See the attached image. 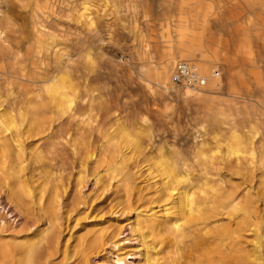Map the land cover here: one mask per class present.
<instances>
[{"label": "bare ground", "instance_id": "1", "mask_svg": "<svg viewBox=\"0 0 264 264\" xmlns=\"http://www.w3.org/2000/svg\"><path fill=\"white\" fill-rule=\"evenodd\" d=\"M204 1L182 0L187 12L202 9ZM23 3L28 7V27L36 41L30 55L33 73L23 84L26 106L14 107L2 98L16 82L10 67L17 54L6 36L14 25L3 9L0 11V191L23 219L10 229L0 224V264H97L91 253L106 243L116 256L114 261L105 258L104 264H264V187L253 191L254 177L264 174V134L250 118L243 125L247 126L248 140L236 141L241 135L234 132L242 130L234 125L232 110H216L219 95L225 92L219 90L221 86L210 70L218 60L226 59L221 48L195 35L186 22L178 31L176 51L169 48L156 66L155 82L166 106L177 100L186 107H205L207 119L219 130L230 131L227 137L232 141L227 142L220 158L226 162L214 166L212 157L203 160L194 153L160 158L145 168L139 161L131 166L124 147H137V136L127 127H114L118 120L115 114L104 131L101 129L97 94L77 91L75 79L80 73L74 70V52L57 47L59 42L46 30L43 15L54 0ZM82 8L71 6L72 18L81 17L91 28L92 11L85 5ZM50 55H54L53 63L39 65ZM176 58L196 62L207 78L205 86L197 89L175 83L176 92L165 93L173 82ZM226 87L231 91L232 81ZM94 128L103 138L99 146L91 138ZM64 145L70 146L79 161L76 197L84 194L82 173L91 177L98 193L110 187L117 192L116 210L103 220L84 222L68 236L62 232L61 220L66 222L71 212L80 208L78 203L71 207L65 201L71 194L62 182L61 167L48 157ZM231 153L235 154L232 160ZM95 165L101 168L95 170ZM198 165L203 166L200 172L195 171ZM235 175L240 181H231ZM226 176L230 178L224 179ZM88 206L83 210L87 213L84 218L88 217ZM126 212L129 215L123 222L129 236L121 239L120 246L121 240L116 238L120 220L113 213ZM26 218H31L29 223ZM246 232H252L249 236L256 239L251 248L246 244ZM126 247L125 255L119 257V251Z\"/></svg>", "mask_w": 264, "mask_h": 264}, {"label": "rangeland", "instance_id": "2", "mask_svg": "<svg viewBox=\"0 0 264 264\" xmlns=\"http://www.w3.org/2000/svg\"><path fill=\"white\" fill-rule=\"evenodd\" d=\"M1 4L3 13L14 25L13 30H7L6 36L9 47L17 54L10 67L16 82L9 85L11 91H4L2 98L11 106H26L27 92L23 84L27 83L24 78L33 73L30 55L36 42L28 27V7L23 0H1ZM73 5L80 10L84 9L82 5L89 7L94 19L91 28L81 17L72 18L70 8ZM202 6L198 11L187 12L182 0H54L53 6L43 15L46 30L59 42L57 47L74 52V70L80 73L75 79L78 93L97 94L95 103L100 107L101 129L104 131L115 114L118 120L114 127H127L130 134L137 136V147H124L131 166L139 161L145 168L160 158L172 159L194 153L203 160L212 157L214 166L226 162L220 158L227 142L232 141L227 137L230 131L219 130L207 119L205 107H186L177 100L166 106L163 92L155 82L156 66L169 48L176 51L178 31L186 22L195 35L219 46L226 57L218 60L210 71L219 70L216 80L221 89H217L225 92L219 95L216 110H232L234 125L242 130L234 132L241 135L235 140L243 143L248 140L247 126L243 125L250 118L256 120V128L264 134V1L205 0ZM179 59L183 58H176L175 63ZM53 61L54 55L46 56L39 65ZM229 81H232L231 91L226 87ZM169 85L165 93H175L178 85L173 82ZM90 132L94 144L99 146L103 140L101 132L96 128ZM48 157L52 164L61 167L62 182L67 183V191L71 194L65 201L71 207L78 203L80 208L73 210L66 222L61 220L64 234L68 236L88 220H103L111 214L117 195L114 187L98 193L91 177L82 173L84 194L76 197L75 178L80 166L70 146H61ZM234 157L231 153L229 159ZM202 167L195 166V171L200 172ZM100 168V165L94 167L95 170ZM261 174L254 177L253 191L263 190L264 174ZM228 178L230 176L224 177ZM232 178V182L241 179L239 175ZM87 192L92 196H85ZM86 206L89 207L88 217L84 218ZM113 215L120 220L117 228L120 234L116 238L124 239L129 234L123 221L129 213ZM30 220L26 218L25 222ZM20 221H23L22 216L1 190L0 224L10 229L12 225L17 227ZM251 233L246 232V236ZM247 240L250 248L256 241L251 236ZM120 246H123L122 240ZM126 250L127 247L121 249L118 256L123 257ZM114 251L106 243L91 255H95V263L104 264L105 258L114 261ZM128 257L130 261L135 260Z\"/></svg>", "mask_w": 264, "mask_h": 264}, {"label": "built area", "instance_id": "3", "mask_svg": "<svg viewBox=\"0 0 264 264\" xmlns=\"http://www.w3.org/2000/svg\"><path fill=\"white\" fill-rule=\"evenodd\" d=\"M2 9V4L0 0V11ZM212 76H219V70L214 69L212 71ZM172 81L174 83H185L192 88H202L205 86L207 78L199 72L198 64L195 62H190L185 59H179L174 65L172 72Z\"/></svg>", "mask_w": 264, "mask_h": 264}]
</instances>
